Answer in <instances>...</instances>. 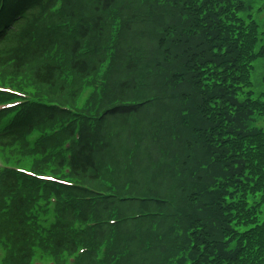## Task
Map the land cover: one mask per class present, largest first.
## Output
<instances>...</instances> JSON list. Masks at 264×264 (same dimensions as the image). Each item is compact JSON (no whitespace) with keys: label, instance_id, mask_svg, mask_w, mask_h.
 Returning <instances> with one entry per match:
<instances>
[{"label":"trees","instance_id":"16d2710c","mask_svg":"<svg viewBox=\"0 0 264 264\" xmlns=\"http://www.w3.org/2000/svg\"><path fill=\"white\" fill-rule=\"evenodd\" d=\"M55 2L3 0L0 67L42 98L97 92L35 96L0 134L65 183L0 171L5 263L264 264V0Z\"/></svg>","mask_w":264,"mask_h":264},{"label":"rangeland","instance_id":"374dc122","mask_svg":"<svg viewBox=\"0 0 264 264\" xmlns=\"http://www.w3.org/2000/svg\"><path fill=\"white\" fill-rule=\"evenodd\" d=\"M86 12L83 11L82 15H84ZM78 17H82L80 16V14H75ZM54 17H57L55 15H53ZM87 18V17H86ZM264 18V13L261 15V20ZM260 20V23H261ZM72 25L74 27V23L72 21ZM89 25H91L89 23ZM260 32L263 33L262 35V42L264 43V25L261 23L260 26ZM59 36V35H58ZM65 38L67 39H71V42L74 40L75 36L73 35H63ZM68 42L69 40H65L64 43ZM62 48V47H61ZM59 50V48H56L51 52V59H55V55L57 53V51ZM103 55V54H102ZM99 57V56H98ZM69 58H71L69 56ZM72 59V58H71ZM90 65H92V62L90 61L89 63ZM35 66V65H32ZM10 70L6 71L5 69L0 67V90H4L10 87V86H17V88H22L23 90H27L29 89L31 92H34L33 90H31V88L26 87L24 84L18 85V82L14 79V74L11 75ZM93 73V71H92ZM264 73V57L262 59H259L258 61H256L254 63V68L251 72V91L253 93V98H257L259 96V94L261 93V91L263 90V83H262V75ZM92 75V74H91ZM73 92V94L75 95H80V99L78 101H82L86 96H90L95 94V92H97L94 89V84L93 81L90 79H86L84 78L83 80H77L74 87H73V91L70 90H65V92L63 93L62 97H58L56 99L52 98H42V96H37V94H35L37 96V99L42 101H47V100H54L56 102H59L61 104H71L70 99H69V94ZM4 97L3 95H0V100H2ZM7 121V120H6ZM256 126H258L259 128H261L264 131V119H258ZM1 127H3V124H1ZM18 158L17 156V151L16 150H12V149H4V150H0V164H6V161H9L10 163L16 161ZM5 252L2 251V249L0 248V264H3L1 262V256L4 255Z\"/></svg>","mask_w":264,"mask_h":264}]
</instances>
